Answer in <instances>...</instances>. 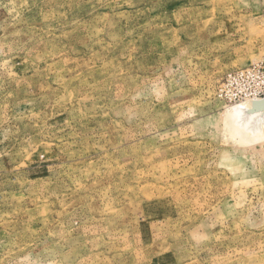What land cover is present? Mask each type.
<instances>
[{"label": "rangeland", "instance_id": "374dc122", "mask_svg": "<svg viewBox=\"0 0 264 264\" xmlns=\"http://www.w3.org/2000/svg\"><path fill=\"white\" fill-rule=\"evenodd\" d=\"M256 63L264 0H0V264H264Z\"/></svg>", "mask_w": 264, "mask_h": 264}, {"label": "built area", "instance_id": "2783aa9c", "mask_svg": "<svg viewBox=\"0 0 264 264\" xmlns=\"http://www.w3.org/2000/svg\"><path fill=\"white\" fill-rule=\"evenodd\" d=\"M263 70V63L252 64L247 68L230 73L228 81H232L234 79L244 81V86L246 88L242 91V95L249 96V94H251L253 96L252 101H260L264 99V91L259 85L258 78L259 74L263 72Z\"/></svg>", "mask_w": 264, "mask_h": 264}, {"label": "bare ground", "instance_id": "6f19581e", "mask_svg": "<svg viewBox=\"0 0 264 264\" xmlns=\"http://www.w3.org/2000/svg\"><path fill=\"white\" fill-rule=\"evenodd\" d=\"M255 101H253L251 104H250V106L249 105H240L238 108V112H240L242 115L244 114V112L245 111H247L248 110V112L246 113L245 112V114H247V116L246 117H243V118H241L244 122V124L246 123V121H252L253 119L254 120H256V119H258L257 117L259 116L260 117V115H263L264 114V108H260L259 106H258V108H254L255 106H254V103ZM245 104V103H244ZM233 109V108H232ZM242 109V110H241ZM245 109V110H244ZM231 112H233V111H231ZM233 114H235V112L233 113ZM233 114H231V115H233ZM238 114V113H237ZM230 116V115H229ZM240 116V115H239ZM244 116V115H243ZM228 117V116H227ZM256 118V119H255ZM263 118V117H262ZM230 120V119H229ZM239 122V121H238ZM237 122V120H236V123H238ZM241 122V121H240ZM250 123V122H249ZM232 124V123H231ZM240 124V123H239ZM239 124H237V125H239ZM253 125V124H252ZM254 125H256V124H254ZM236 126V125H235ZM242 125H240V127H241ZM244 126V125H243ZM252 128V127H251ZM253 128H255V127H253ZM242 129V128H241ZM250 129V128H249ZM243 130V129H242ZM245 130H247V129H245ZM239 131V130H238ZM248 133V132H247Z\"/></svg>", "mask_w": 264, "mask_h": 264}, {"label": "water", "instance_id": "95a60500", "mask_svg": "<svg viewBox=\"0 0 264 264\" xmlns=\"http://www.w3.org/2000/svg\"><path fill=\"white\" fill-rule=\"evenodd\" d=\"M254 108L256 109V108H258V106L260 107V108H264V99L263 100H260V101H255L254 103Z\"/></svg>", "mask_w": 264, "mask_h": 264}]
</instances>
